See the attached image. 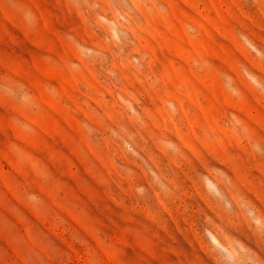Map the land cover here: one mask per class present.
<instances>
[{
	"label": "rangeland",
	"instance_id": "obj_1",
	"mask_svg": "<svg viewBox=\"0 0 264 264\" xmlns=\"http://www.w3.org/2000/svg\"><path fill=\"white\" fill-rule=\"evenodd\" d=\"M0 264H264V0H0Z\"/></svg>",
	"mask_w": 264,
	"mask_h": 264
}]
</instances>
